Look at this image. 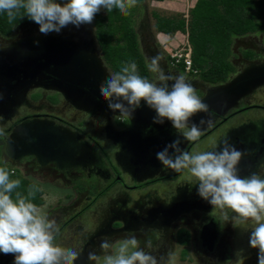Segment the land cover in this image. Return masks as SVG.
<instances>
[{
  "label": "flooded vegetation",
  "instance_id": "af4514ba",
  "mask_svg": "<svg viewBox=\"0 0 264 264\" xmlns=\"http://www.w3.org/2000/svg\"><path fill=\"white\" fill-rule=\"evenodd\" d=\"M64 29L59 34L49 33L48 35L23 36L14 41L10 40L7 45L0 46V48L3 50L7 49L22 40L55 36L77 42L80 45L82 43L84 45L92 43L94 53L102 60L92 23L87 24V26L81 25L79 28L69 25V27H65ZM2 37L4 36L2 35ZM5 37L9 38L11 35ZM141 44L140 50L142 53L145 51L150 58L152 55L156 56L160 53L156 52L158 51L157 42L153 39L144 44L141 41ZM258 47L245 48L255 52L256 56L254 58L244 56L242 52L236 54L237 56L234 58H238L239 55L238 61L242 67H237L236 69L235 66L237 65L233 61L235 71L229 75L226 81L221 83L229 81L246 67L262 62L264 60V45ZM245 49L243 48V50ZM161 55L163 57L161 67L164 72L173 76L183 74L187 81L194 85L200 98L212 86L221 84H210L202 79L198 83L196 79L198 74L189 76V73L181 71L179 67L172 66L166 54L161 52ZM145 65L147 67L148 62L145 61ZM148 73V79L156 81L157 74L149 70ZM173 82L169 81V84ZM258 88L240 97L232 107L225 111L216 112L211 110L210 118L212 123L210 125L206 124L202 128L199 140L189 142L180 137L182 140L181 147L190 152L207 151L211 150L214 145H218L226 137L231 145L244 153L238 165L239 175L244 177L255 172L259 173L263 178L264 116H258V114H260V110H264V106L250 100ZM40 89L43 88L34 87L28 89L17 106L0 115V130H3L5 133L3 137H0V155L2 152L4 153V158L14 164L18 171H13L19 175L20 168L28 171H50L58 176H62L59 178H62L63 185L56 184L57 186H61V188L66 187L67 183L65 181L69 176L79 179V182H82L84 186L89 185L87 187L91 191L87 189L76 191L79 194H89L85 197L87 203L60 224L61 233L70 228L73 221L80 217L86 209L112 191L111 197L105 199L104 204L101 205L97 212L94 227L90 229L92 230L91 232L86 234L84 226L82 227L80 224L76 226L78 232H81V234L78 236L79 241H76V243L72 239L71 246L80 253L75 264L91 263L88 258L89 249H94L93 251L97 250L98 252L102 239L125 238L133 231L140 241L151 237L154 242L155 238L159 239L160 237L162 243L166 245L164 247L166 250L169 249L170 242L173 240L179 244L176 237L177 233L180 230H185L188 232L190 239L185 245L179 244L185 247L182 251H188V247H186L188 244L194 247L196 243H199L201 250L211 252L201 245L199 238L202 226L210 220L215 222L219 238L220 222L218 216L214 214L217 209L213 210V206L197 194L198 186L194 185V180L190 178L181 180L180 177L184 172L177 173L171 168H166L156 158V153L177 139L179 135L171 122L166 123L159 130H156L153 124L146 127V133L151 129L153 130L150 134L156 137L158 144L144 148L137 154V157H142L144 166L132 172L130 170L132 166L126 160L125 147L120 142L121 135L119 134V131L128 126V117L90 114L73 107L58 92L43 89L57 94L65 105L72 107L75 112L82 113L84 116L89 117V119L99 121V124L96 123L99 127L92 129L98 135H103L110 143L108 147L106 146L108 152L105 153L99 141L95 137H92L89 132H85L79 127V125H82L80 123L81 120L78 121L79 125H74L72 122L55 114L47 113L44 110L45 108L49 109V106L53 108L59 102L53 103L49 101L47 94L43 92H39L42 95L36 94ZM47 103H49V106ZM2 109L4 108H0L1 111ZM252 111H255L256 114L252 115ZM91 126L96 127L95 123ZM39 128L49 132L51 137L55 138V155L45 157L29 151L30 147L25 146L24 142L35 140L34 131ZM12 136H14L13 141H11ZM209 137H212L213 142L202 146V142ZM220 147H222V143ZM0 161L4 165L10 164L3 162L4 160L2 161L1 159ZM92 176L94 177L93 179H91ZM162 183L166 185L161 186ZM116 185H119L120 188L114 189ZM131 191L135 192V194L131 195ZM174 201H178L185 208L188 206L193 207H189V209L179 214H173V210L170 207ZM10 264H13V262Z\"/></svg>",
  "mask_w": 264,
  "mask_h": 264
},
{
  "label": "clouds",
  "instance_id": "9594fccd",
  "mask_svg": "<svg viewBox=\"0 0 264 264\" xmlns=\"http://www.w3.org/2000/svg\"><path fill=\"white\" fill-rule=\"evenodd\" d=\"M136 5L137 0H0V13H6L9 24L26 16L39 25L41 34L48 35L59 34L68 25L79 28L91 24L101 9L108 13L118 9L128 15L129 9ZM160 34L167 35L161 31ZM162 59L158 53L147 65L150 72L157 74L156 81L141 76L137 64L130 61L119 71L110 72L99 86L100 94L108 102V108L122 117L131 118L144 101L156 112L154 123L163 124L165 120L172 123L179 135L158 151L156 158L166 168L189 173L198 186L197 194L213 210H220L223 222L231 221L234 227L249 220L254 222L249 245L258 249V264H264V178L255 172L244 177L239 175L238 165L244 153L226 137L207 151L190 152L181 147L180 137L195 142L202 134V126L212 123L210 115L208 119L201 118L199 124L192 120L199 113L208 114L209 105L183 74H166L161 67ZM169 81L174 82L169 84ZM4 135L0 130V137ZM11 172L14 171L11 169ZM11 175L14 173L0 167V252L13 254V264H75L80 253L57 243L60 225L33 202L42 189L33 183L27 194L18 191L21 181L11 179ZM226 210L234 215L230 216ZM99 247L104 253L102 261L95 252H90L88 257L95 264H175L176 260L171 250L159 258L145 251V247H153L152 238L142 247L134 231L115 242L102 239Z\"/></svg>",
  "mask_w": 264,
  "mask_h": 264
},
{
  "label": "water",
  "instance_id": "95a60500",
  "mask_svg": "<svg viewBox=\"0 0 264 264\" xmlns=\"http://www.w3.org/2000/svg\"><path fill=\"white\" fill-rule=\"evenodd\" d=\"M108 75L103 61L94 53L92 43L80 45L55 36L16 42L11 47L0 50V94L3 95L0 108L5 109L0 110V115L17 106L28 89L34 87L54 90L73 107L90 114L119 115L108 108V102L99 91L100 84L105 82ZM263 85L264 60L246 67L229 81L212 86L201 98L209 105V113H199L192 120L199 124L201 118H209L211 110L225 111L240 97ZM155 115V110L142 101L132 117H128V126L119 131L120 142L125 147L126 160L132 166V172L144 166L142 157H137V154L144 148L158 144L156 137L150 134L153 130L146 133V127L153 124L155 129L159 130L170 122L165 120L163 124L154 123ZM34 134V141L24 142L25 146L30 147L29 151L45 157L55 155V138L41 128L36 129ZM13 139L14 136L11 141ZM189 207L193 206L185 208L178 201H174L170 209L173 214H179ZM199 239L208 251L214 249L218 229L213 220L202 226ZM13 261V254L0 252V264H10Z\"/></svg>",
  "mask_w": 264,
  "mask_h": 264
},
{
  "label": "rangeland",
  "instance_id": "374dc122",
  "mask_svg": "<svg viewBox=\"0 0 264 264\" xmlns=\"http://www.w3.org/2000/svg\"><path fill=\"white\" fill-rule=\"evenodd\" d=\"M184 0H143L140 5H136L134 8L129 9L130 14H132L131 17V25L135 29L140 47H142L141 41L144 43H147L150 39L155 40L157 42V50L156 52H163L167 55L165 50L171 49V52H177L179 50H182L184 48L183 43L188 41L187 38V31L181 32L180 30L178 32L173 33H167V35L163 36L160 34V31H158L155 28V16L154 14H157L161 17H168V18H183L186 21L189 18V12L187 11L188 7L190 6V0L186 5L180 6V2H183ZM60 2H63V0H60ZM105 9H101V14H106ZM121 15H123L120 12ZM87 26V24H83ZM72 26V25H71ZM75 26V25H73ZM69 27V25L67 26ZM65 30L64 28L61 30V32ZM41 34L39 32V25L35 22L26 19L15 26H13V30L11 33V37H2V34L0 33V46L7 45L10 40L14 41L18 38H21L23 36L27 35H39ZM50 34H57V33H50ZM159 34L161 36L162 42L159 39ZM3 39V41H2ZM165 40V42H164ZM189 43V41H188ZM190 44V43H189ZM257 46H256V45ZM256 47L263 46L262 43V34H248L245 36H238L234 37L232 44H231V55H230V61L235 63L236 69L237 67H242L239 64L238 58H234L237 55L242 52L244 56L254 58L256 56L255 52L250 49H245L248 47ZM243 48L245 50H243ZM255 50V48H253ZM142 50H144L142 48ZM258 54V53H257ZM143 56L146 62H150V56L146 54L145 51H143ZM155 56V55H152ZM168 56V55H167ZM170 61V59H169ZM104 63V62H103ZM241 63V62H240ZM106 67L108 73L110 74V68L104 64ZM111 67V66H110ZM240 69V68H238ZM184 72V70H181ZM196 75V74H194ZM193 76V75H189ZM197 82H201V78L196 76ZM261 87V86H260ZM39 92H43L47 94V98L49 101H52L53 103L59 102L55 107L51 108L49 106V109L45 108L47 113L55 114L69 122H72L74 125H79L78 121L81 120V126L79 127L83 129L85 132H89L92 137H95L101 146L104 148L103 150L105 153L108 152L106 146L108 147L110 143L104 138L103 135H98L97 132L93 131L92 128H98L99 121L98 120H92L89 119V117L84 116L82 113H77L73 110L72 107H68L65 105V103L58 97L57 94L54 92H48L46 90L40 89L36 94ZM39 95H42V93H39ZM34 96V94H33ZM43 98V96H41ZM58 97V98H57ZM41 98V99H42ZM57 100V101H56ZM251 102H255L257 104L264 106V87L258 88L256 92L253 93V97L250 98ZM45 101V100H43ZM39 109V108H38ZM252 115L256 114L255 111L251 112ZM258 116H264V110H260V114ZM95 123V126H91ZM97 123V124H96ZM90 124V125H89ZM94 132V133H93ZM209 142H213L212 137L207 138L204 142H202V146H205L207 144H210ZM3 154V155H2ZM0 155V159L3 162H8L10 164H5V166L10 167L12 170L18 169L14 166L13 163L9 162V160H6L4 158V153L2 152ZM19 173L21 176L26 177L33 182H36L39 184L40 188L43 190V203L40 205V207L46 212V214L49 216L50 219H55L56 222L60 225L65 219H67L69 216L73 215V213L77 210H79L81 207H83L87 200L85 197L89 195L88 193L79 194L76 191H83L84 189H87L89 191L90 188H88L86 185L82 184V182H79L80 180L73 177H67V180L65 181L66 187L61 188V186H57L56 184L63 185V182L61 181L62 177L61 175L58 176L55 173H51L50 171H28L24 168H20ZM76 173V172H75ZM57 175V176H56ZM74 175V174H72ZM94 177L92 176L91 179ZM181 180L185 178H190L189 173L186 171L183 173V175L180 177ZM264 178V176H263ZM64 179V178H63ZM76 182V184H74ZM93 185V184H91ZM165 183H162L161 186H165ZM57 186V187H56ZM60 187V188H59ZM115 188H120L119 185H116ZM113 189V190H114ZM112 191L108 192L105 196H103L99 201H97L95 204L90 206L88 209L84 211L83 214L80 215L76 220L73 221V223L70 225V228H67L64 230L60 236L57 239V243L62 247H72V239L76 241H79V235L81 232H78L77 225H82L84 229V232L87 234L91 232L94 224H95V218L96 214L99 211L101 205L104 204L105 199L108 197H111ZM131 195H134L135 192L131 191ZM229 212V215L232 216L234 213L231 212V210H226ZM219 220L221 222L220 225V236L216 242L215 248L211 252H207L205 250H201L199 247V243H196L194 247L191 246V244H188V251H182L183 246L177 244L173 241L170 242L169 249H164L166 246L165 243H162V239L155 238L153 242V247L151 249H148L145 247V242L147 238H144L141 240V246L145 247V251L151 252L154 256L160 257L163 255H166L170 250L174 253L176 260L175 264H258V249L252 248L249 245V235L250 231L254 227V222L251 220L239 224L236 227L233 226V223L231 221L229 222H223L222 221V213L219 209L215 211V213ZM122 238H115L113 240H109L112 242H115L117 240H122ZM193 240V238H191ZM192 242V241H191ZM190 242V243H191ZM160 243H162L160 245ZM73 248V247H72ZM94 249H89V252H95L98 256H100L101 261L103 259V251L100 249L98 252L93 251ZM182 251V252H181ZM89 264H95V262L89 263Z\"/></svg>",
  "mask_w": 264,
  "mask_h": 264
},
{
  "label": "trees",
  "instance_id": "16d2710c",
  "mask_svg": "<svg viewBox=\"0 0 264 264\" xmlns=\"http://www.w3.org/2000/svg\"><path fill=\"white\" fill-rule=\"evenodd\" d=\"M142 1L137 0V5L139 6ZM130 13L121 15L118 9L106 14L97 13L92 22L95 39L102 60L112 72H117L123 64L134 61L138 73L149 78L138 35L131 25ZM154 16L155 28L158 31L165 33L187 31L192 48L193 66L198 68V76L210 84L226 81L235 71L230 61L234 37L261 33L264 45V0H197L189 11L187 21L183 18L161 17L157 14ZM26 19H28L26 16L20 20L18 17L9 24L6 13H0V33L3 36L11 35L13 26ZM179 68L183 70L182 67ZM0 167H6L10 173H14L11 179L21 181L18 191L27 194L28 187L36 183L11 172V168L1 161ZM42 195L43 190L37 192L33 200L38 206L44 201ZM176 237L181 245L187 244L190 239L185 230H180Z\"/></svg>",
  "mask_w": 264,
  "mask_h": 264
},
{
  "label": "built area",
  "instance_id": "2783aa9c",
  "mask_svg": "<svg viewBox=\"0 0 264 264\" xmlns=\"http://www.w3.org/2000/svg\"><path fill=\"white\" fill-rule=\"evenodd\" d=\"M165 42V40H164ZM184 48L177 52L172 53L171 49L167 50L169 55L170 63L175 67H182L184 72L189 73L190 75L198 74V68L193 66L192 62V48L191 45L187 42L183 43Z\"/></svg>",
  "mask_w": 264,
  "mask_h": 264
},
{
  "label": "crops",
  "instance_id": "0c3cea01",
  "mask_svg": "<svg viewBox=\"0 0 264 264\" xmlns=\"http://www.w3.org/2000/svg\"><path fill=\"white\" fill-rule=\"evenodd\" d=\"M191 2V4H190V6L188 7V9H187V11L189 12L190 11V9L195 5V3H196V1L197 0H190ZM188 2H189V0H184L183 2H180L181 4H179L180 6H184V5H186V7H187V4H188Z\"/></svg>",
  "mask_w": 264,
  "mask_h": 264
}]
</instances>
